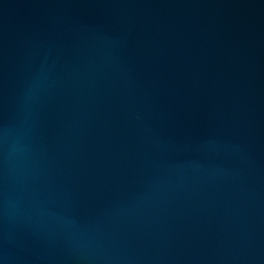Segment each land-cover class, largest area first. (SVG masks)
<instances>
[{"label":"water","instance_id":"obj_1","mask_svg":"<svg viewBox=\"0 0 264 264\" xmlns=\"http://www.w3.org/2000/svg\"><path fill=\"white\" fill-rule=\"evenodd\" d=\"M0 264H264V0H0Z\"/></svg>","mask_w":264,"mask_h":264}]
</instances>
